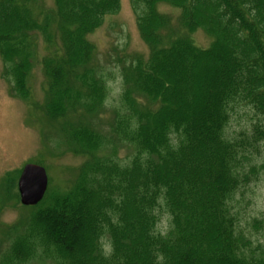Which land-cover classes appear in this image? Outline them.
I'll return each instance as SVG.
<instances>
[{"label":"trees","instance_id":"obj_1","mask_svg":"<svg viewBox=\"0 0 264 264\" xmlns=\"http://www.w3.org/2000/svg\"><path fill=\"white\" fill-rule=\"evenodd\" d=\"M131 1L150 54L122 66L120 105L102 133L88 117L105 111L110 91L89 36L121 0H54L39 15L41 0H0V58L15 97L30 99L42 39L45 112L69 125L71 152L87 158L67 192L48 190L12 228L0 264H264L236 210L262 168L264 0ZM198 31L209 47L194 42ZM238 110L255 122L231 139ZM119 148L131 152L125 161Z\"/></svg>","mask_w":264,"mask_h":264},{"label":"rangeland","instance_id":"obj_2","mask_svg":"<svg viewBox=\"0 0 264 264\" xmlns=\"http://www.w3.org/2000/svg\"><path fill=\"white\" fill-rule=\"evenodd\" d=\"M41 2L40 6L43 7L36 10L37 14L54 10V0ZM131 3V0H121L119 12L107 17L104 24L89 36V40L96 47V61L105 71L110 91L105 111L94 118L88 117L93 127L102 133L108 132L115 110L120 105L124 88L122 66L131 64L137 57L147 59L150 54L148 45L139 33L137 17ZM158 9L173 21H177L178 10L167 4H161ZM193 39L201 47H209L212 41L202 31L195 33ZM38 54V62L28 82V101L15 97L11 83L3 75V63L0 58V258L14 237L13 226L17 225L19 230L24 228L32 212L31 208L21 205L17 185L13 190L12 185L5 182L7 175L13 174L15 178L26 164L41 166L48 176L49 192L62 194L72 187L87 159L71 152L74 145L70 141L69 125H63L61 119H50L45 112L47 82L39 63L46 55L42 39L39 41ZM77 119L76 116L73 120ZM254 122L252 113L238 110L232 115L227 136L234 139L242 132L249 134ZM130 154L126 148H119V158L122 161ZM254 163L257 167H262L258 181L242 189L236 197V210L239 213L240 231L252 240L253 245H261L264 248V144L261 145ZM4 202L8 205L5 206ZM160 212L161 222L158 230L165 232L168 230L170 217L164 210ZM255 219L261 221V225L256 229L253 228ZM22 220L25 222H21ZM105 244L108 246L106 241ZM33 264L42 263L35 261Z\"/></svg>","mask_w":264,"mask_h":264},{"label":"water","instance_id":"obj_3","mask_svg":"<svg viewBox=\"0 0 264 264\" xmlns=\"http://www.w3.org/2000/svg\"><path fill=\"white\" fill-rule=\"evenodd\" d=\"M47 185L48 179L45 170L38 166L27 165L19 181L22 205H37L43 199Z\"/></svg>","mask_w":264,"mask_h":264},{"label":"flooded vegetation","instance_id":"obj_4","mask_svg":"<svg viewBox=\"0 0 264 264\" xmlns=\"http://www.w3.org/2000/svg\"><path fill=\"white\" fill-rule=\"evenodd\" d=\"M5 203V206L8 205V203L4 202Z\"/></svg>","mask_w":264,"mask_h":264}]
</instances>
